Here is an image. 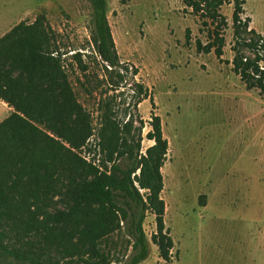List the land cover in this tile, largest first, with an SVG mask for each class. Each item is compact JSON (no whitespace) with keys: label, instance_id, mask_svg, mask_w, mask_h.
<instances>
[{"label":"rangeland","instance_id":"1","mask_svg":"<svg viewBox=\"0 0 264 264\" xmlns=\"http://www.w3.org/2000/svg\"><path fill=\"white\" fill-rule=\"evenodd\" d=\"M108 6L120 60L138 67L137 75L130 68L123 81L117 74L121 68L108 72L96 53L88 0H0V37L21 20L32 22L38 14L46 15L57 33L64 64H72L78 99L91 114L94 135L82 154L96 163L99 104L107 101L121 119L125 108L134 111L132 81L148 87L154 103L149 97L138 105L145 121L142 149L153 143L146 134L154 112L169 141L161 196L166 203L165 229L174 245L171 261L166 262L151 240L156 222L155 214L148 212L144 228L150 253L139 264H264V95L259 88L247 89L233 69L234 0L220 9L227 21L220 30L221 59L214 48L204 50L212 41L214 25H205L183 0H108ZM242 6L241 18L249 29L264 34V0H243ZM76 52L86 70L72 57ZM243 52L254 56L247 48ZM12 110L0 100V121ZM56 200L62 209L63 199ZM43 220L36 214L25 226L11 222L7 245L30 256L42 252ZM49 251L64 263L59 252ZM124 262L122 258L112 264ZM0 264L31 263L0 248Z\"/></svg>","mask_w":264,"mask_h":264},{"label":"trees","instance_id":"2","mask_svg":"<svg viewBox=\"0 0 264 264\" xmlns=\"http://www.w3.org/2000/svg\"><path fill=\"white\" fill-rule=\"evenodd\" d=\"M88 1L92 41L105 69L112 73L120 67L121 81L130 68L137 75L138 67L122 62L116 50L108 0ZM183 2L205 25L208 21L214 25L212 41L204 50L214 48L221 59L224 39L220 30L227 21L220 9L230 0ZM234 4L233 69L247 89L259 88L264 95V70L259 65L264 60V34H256L242 20L243 0H234ZM244 48L254 56H247ZM72 57L83 64L79 52ZM70 65L64 64L57 33L44 13L32 22L21 20L0 37V100L13 108L0 121V248L31 264H112L122 258L124 264H139L150 253L144 222L152 212L156 232L151 240L160 257L170 262L174 244L165 229L166 203L161 196L169 141L160 116L152 112L146 136L153 143L142 149L145 121L138 105L149 97L154 103L148 87L132 81L134 111L125 108L121 119L107 101L99 104L96 163L82 154L94 135L93 124L74 89ZM56 197L63 199L62 209ZM36 214L44 217L46 228L42 252L30 256L9 247L6 238L11 222L25 226L28 220H36ZM50 249L59 252L64 263Z\"/></svg>","mask_w":264,"mask_h":264},{"label":"built area","instance_id":"3","mask_svg":"<svg viewBox=\"0 0 264 264\" xmlns=\"http://www.w3.org/2000/svg\"><path fill=\"white\" fill-rule=\"evenodd\" d=\"M263 60H260L259 65L262 70H264V64L262 63Z\"/></svg>","mask_w":264,"mask_h":264},{"label":"crops","instance_id":"4","mask_svg":"<svg viewBox=\"0 0 264 264\" xmlns=\"http://www.w3.org/2000/svg\"><path fill=\"white\" fill-rule=\"evenodd\" d=\"M206 205V202L203 204V206H205Z\"/></svg>","mask_w":264,"mask_h":264}]
</instances>
